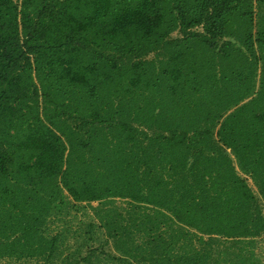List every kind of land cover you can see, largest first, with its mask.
Segmentation results:
<instances>
[{"label":"trees","instance_id":"1","mask_svg":"<svg viewBox=\"0 0 264 264\" xmlns=\"http://www.w3.org/2000/svg\"><path fill=\"white\" fill-rule=\"evenodd\" d=\"M66 196L84 254L40 230ZM261 201L264 0H0V259L262 264Z\"/></svg>","mask_w":264,"mask_h":264},{"label":"rangeland","instance_id":"2","mask_svg":"<svg viewBox=\"0 0 264 264\" xmlns=\"http://www.w3.org/2000/svg\"><path fill=\"white\" fill-rule=\"evenodd\" d=\"M257 2H254V8H256ZM257 11V9H256ZM259 14L256 13L253 16V31L258 27ZM201 28L198 27L197 30ZM177 31L172 33L173 37L178 36ZM153 54H150L148 57H152ZM241 176L247 178L249 186L252 188L254 193L257 194V188L253 181L243 173H240ZM67 203L64 205L59 204V208L53 210V213L46 217L43 226L41 227V232L46 236L55 234L58 232H63L64 240L62 246L59 248V251L65 255L66 253H72L79 250L80 253L84 254L88 249L94 248L99 245L100 241L104 240V230L98 229L96 226L99 223V218L95 214L94 208L100 206V201H91V202H74L71 197L66 196ZM60 201V200H59ZM117 204L124 207L126 206V200L116 199ZM57 203V202H56ZM263 214H264V202L261 201ZM58 205V203H57ZM95 223L93 238L86 241L83 237L84 232L87 229L88 224ZM223 246H220L219 249H222ZM104 254L107 255L108 252L118 254L113 251L111 248V241L109 240L108 244L103 246ZM253 254L264 264V232L255 238L254 245L251 246ZM61 255V256H62ZM77 255V254H76ZM35 259L32 258H16V257H5L0 259V264H36ZM99 263V262H98ZM44 264H61L60 256L53 258ZM93 264H97L96 262ZM101 264V263H99ZM102 264H109V262H102ZM112 264V263H111ZM115 264V263H113Z\"/></svg>","mask_w":264,"mask_h":264}]
</instances>
